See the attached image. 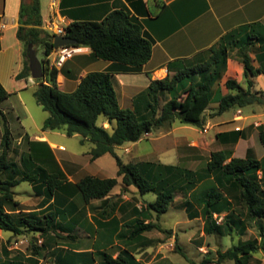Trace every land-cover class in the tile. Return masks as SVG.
Segmentation results:
<instances>
[{"label": "trees", "instance_id": "trees-1", "mask_svg": "<svg viewBox=\"0 0 264 264\" xmlns=\"http://www.w3.org/2000/svg\"><path fill=\"white\" fill-rule=\"evenodd\" d=\"M32 15L33 19L30 20ZM21 20L18 37L23 42L26 58L17 78L31 75L27 55L29 44L44 45L46 78L37 79L39 81L34 91L37 102L49 112L43 129H63L68 135H82L83 143L85 140L94 143L91 149L92 160L109 153L116 158L118 170L117 177L86 174L78 181H72L59 172H49L35 160L31 150L21 152L24 166V170H21L9 155L12 131L7 117L0 109L4 123L0 154V229L16 234L38 231L42 236L49 237L52 231L62 226V217L69 216L79 223L83 205L76 202L75 197L78 196L84 205L94 199L106 200L121 177L123 186H135L143 194L151 191L156 197L148 202L146 210L135 208L136 215L123 223L117 236L124 242V246L118 250L116 257L107 249H97L102 255V260L97 264H144L136 258L131 247L136 242L148 244L145 232L154 228L161 229L160 224L151 219L150 212L160 217L170 208L175 198L176 185L173 179L178 166L151 160L126 163L116 153V147L137 142L147 132L172 127L176 121L203 129L206 125L204 112L212 101L215 86L226 71L230 51L234 49H237L236 54L244 64L247 86L243 87L235 79H228L225 84L231 91L223 95L217 90L220 102L218 113L251 104L264 105V91L254 89L255 83L251 79V76L264 72V60L259 58L261 65L256 67L249 53L254 38L264 48V34L255 37L252 31L256 29V24L251 23L227 32L211 47L193 57L172 60L168 64V74L160 79H152L146 90L134 100V108H124L120 104L111 71L86 73L71 92L59 87L57 78L63 67L58 69L48 59L55 49L56 34L48 33L42 27L40 0L24 2ZM64 29L66 36L76 40L70 47H90L96 58L116 62L128 70H140L152 56V40L145 35L139 17L126 7L116 8L100 20H73ZM164 94H168L167 99ZM11 95L12 92L0 83V104ZM100 117L110 124L111 129L99 123ZM258 130L259 140L264 146V123L258 125ZM221 135L223 133L217 134L218 139H221ZM237 139L231 141L235 143ZM8 169H12L17 176L3 177L2 174ZM207 178H211V186L202 190L195 199L202 208L207 233L232 234L235 230L245 232L250 222L256 221L258 224L260 243L252 239L220 252L221 259H232L235 264H249V256L253 252L260 248L264 251V156L258 158L248 153L241 157L235 156L233 149L214 150L207 161L205 172L189 179V188ZM23 181L30 182L36 193L43 195L38 209L28 212L19 210L21 203L15 198L12 188ZM56 193L70 198L64 209H54ZM235 201L242 205L239 212L236 211ZM187 210L190 217L197 216L191 201L187 203ZM112 213L114 208L111 211L104 209L100 213L101 217L95 220L100 240L111 238L109 243L113 246V236L119 228L118 218L104 220ZM215 214L223 215L221 223L217 222ZM54 249L58 250L57 264H82L91 258L89 254L93 252L92 249L62 253L59 246ZM178 250L186 255L181 247ZM31 260L39 264V259ZM90 260L94 262L96 259L93 256ZM209 262L211 260L205 258L200 264ZM6 264L23 262L9 261Z\"/></svg>", "mask_w": 264, "mask_h": 264}, {"label": "rangeland", "instance_id": "rangeland-1", "mask_svg": "<svg viewBox=\"0 0 264 264\" xmlns=\"http://www.w3.org/2000/svg\"><path fill=\"white\" fill-rule=\"evenodd\" d=\"M28 1L26 0L27 3ZM29 19L32 20L33 15ZM255 24L260 25L259 23ZM43 29L51 33L46 28ZM56 29H58L57 26ZM256 29L252 31V34L259 35ZM34 48L43 61L45 58L44 45L37 43L34 45ZM48 59L51 65H55L49 56ZM36 81L39 80L35 79L31 81L28 87L22 89L19 94L20 96H17L15 93L11 98L5 99L2 104L7 112L8 122L12 131L9 155L18 163L20 169L24 170L20 158L21 152L31 150L35 160L49 172H59L60 175L64 174L69 180H71L70 175L76 180L86 174H100L102 177H117L118 166L116 158L108 153L97 160H92L91 149L94 143L91 140L83 143L80 134L68 135L64 130L49 129L47 133L51 137V140L58 144L57 146L52 147L47 141L30 143L29 136H40L43 134V124L49 115V112L44 110L34 95L37 87ZM261 82L264 87L263 80ZM7 86L11 90L17 88V85L13 81L8 83ZM18 97L21 98L20 100L22 102H20ZM213 97L214 94L212 95V101ZM23 108L27 111V116L24 115ZM253 108V104L244 107L246 114L251 115L250 120L255 118L264 120V115H255ZM233 112V109L226 111L224 116L230 117ZM225 117L221 118V121L227 120ZM236 119H240V117ZM239 121L243 123L242 118ZM257 121L261 122V120ZM99 123L111 129L110 124L104 121L102 117H100ZM207 123L203 129H200L205 132L203 133V143L200 146H189L186 140L177 146L173 143L175 138L183 140L182 137L180 139V137H177V134L162 136L160 130L156 129L153 135L151 132L149 135L145 134L142 140L133 144L132 148L125 149L126 146L116 147V153L126 163L141 160L146 161L147 159L178 166V170L175 173L176 176L173 179L176 185L175 198L170 208L160 217H157L155 212H150L151 219L160 224L161 229L154 228L145 232L148 244L144 245L141 242H136L131 247L136 258L144 264H200L205 258L211 260L208 264H235V261L232 259H221L220 252H225L233 245L248 240L255 239L258 243L261 241L260 230L256 221L250 222L245 232L235 230L232 234H221L218 232L209 234L204 229L205 221L202 215V208L195 199L202 190L211 186L212 180L211 178H207L203 182H197L189 188V179L196 178L200 173L205 172L206 164L212 151L223 148L235 150V145H237L241 137L245 136L244 132L247 131V128L251 133L255 132V142L253 148H247L246 155L252 153L258 157L264 152V147L261 145L258 136L259 130H256L258 126L255 122L249 124L243 130H239L240 128L234 129L231 133L223 132L222 129L224 127L221 126V128H217L216 130L222 131L220 132L223 133L221 139L216 138L215 129L208 126ZM175 127L177 129L181 127L179 129L186 131L189 128L179 121L175 122ZM206 128L210 131L206 132ZM3 131L4 123L2 117H0V154L2 152L1 138ZM236 137H238L237 142H232L231 139H235ZM242 143L243 145L240 148L248 147L246 142ZM59 144L63 145L64 149H60L58 147ZM2 176L13 178L17 174L12 169H8ZM118 179L119 184L114 187L109 198L106 200L94 199L89 204L84 205L77 198L78 196L75 197L74 199H77L76 202L78 201L80 205H83L79 223L77 224L75 219L73 220L69 216L66 218L62 217V219L60 218L62 226L57 228L55 232L52 231L49 237L42 236L38 231H27L24 234H16L12 231L0 229V264H6L9 261H21L23 264H34L31 260L33 258L39 259V264H57L56 256L58 255V250H53V247L57 246L60 247L62 253L72 250L92 251L93 249L89 257L91 256L92 258L94 256L96 260L102 256L97 251L98 248L107 249L113 255H116L118 250L123 246V243L117 237L113 238V246L112 244H105V239L100 240L99 233L96 231L97 223L95 218L101 217L100 212L104 208L108 211L114 208V213L116 211V216L114 217L118 218V223H116L119 224V221L124 222L136 215L135 208L138 210H146L148 202L153 201L156 197L151 191L143 194L135 186L125 187L123 186L121 177ZM12 189L15 193V198L21 203L18 207L19 210L28 212L40 207L43 195L37 194L30 182L23 181L13 186ZM54 200L55 210H61L66 207V204L59 197ZM67 200H70V198L67 197ZM188 201L192 202L193 211H196L197 216L193 218L190 217L189 211L187 210ZM234 203L237 208L236 211L239 212L242 210L241 203L236 201ZM114 213L112 214L114 215ZM113 215L105 218L112 220L114 219ZM178 247H181L186 255L180 252ZM91 258H84L86 260L82 264L98 263L96 260L94 262L91 261ZM249 264H264V251L261 248L249 256Z\"/></svg>", "mask_w": 264, "mask_h": 264}, {"label": "crops", "instance_id": "crops-1", "mask_svg": "<svg viewBox=\"0 0 264 264\" xmlns=\"http://www.w3.org/2000/svg\"><path fill=\"white\" fill-rule=\"evenodd\" d=\"M24 2L26 0H0V83L12 92V95L16 93L17 96H20V91L28 87L31 81L35 80L32 75L24 78L16 77L22 71L25 60L23 42L18 37V28L22 21V6ZM40 5L42 27L51 33H56V26L65 28L73 20H100L112 10L121 7L128 8L134 15L139 17L145 35L153 43L152 56L140 70H128L116 62L96 58L92 54L90 47H85L87 49L84 52L74 53L62 64L57 63L58 53L56 49L49 55V58L53 60V64L58 69L63 67V70L58 74L57 82L59 87L65 91L71 92L75 90L81 77L90 71H111L120 104L124 108H134V100L146 90L151 80L163 78L168 74V64L172 60L193 57L211 47L227 32L251 23H259L260 25H256V30L260 35L264 34V0H40ZM262 49L264 48H261V43L254 38V43L251 45L249 53L252 63L256 67H260L261 65L259 58L264 60V50ZM236 51L237 49L230 51L226 71L215 86L213 101L209 103L204 112L206 123L208 122V126L215 129L217 139V134L222 131L216 130L217 128H221V126L224 127L222 129L223 132L231 133L232 130L237 128L243 130V128L257 120H261L260 123H264V120L261 118L250 120L251 115L246 114L244 107L233 109L234 112L230 117H225V112L222 114L218 113L220 102L217 90L219 89L223 95L228 94L231 91L225 84L228 79H235L243 87L247 86L244 77V64L237 56ZM251 79L255 83L254 89H262L264 91L261 82V80L264 82V72L251 76ZM11 81L17 85L15 90H11L7 86ZM37 84L38 82L36 81ZM163 96L165 99L168 98V94H164ZM18 98L19 100L21 99L20 97ZM2 104L3 102L0 104V109L7 117V112ZM253 105L255 115H264L263 104ZM239 109L241 110V114L237 112ZM262 110L263 112H261ZM27 114V111L24 110V115L27 116ZM224 117L227 120L221 121V118ZM237 117L242 118L243 123H240V119H236ZM184 125L189 127L187 131L179 129L181 127L177 129L175 123L172 127H163L159 128V130L162 136L177 134V137H180V139L182 137L183 140L175 138L173 143L177 146L180 143H184V140L188 142L189 146H200L203 143V133L205 132L193 125ZM206 129V132L210 131L208 128ZM48 130L43 129V134L40 136L28 135L29 139L33 143L47 141L52 147L57 146L58 144L52 141L47 133ZM175 130L178 131L175 132ZM153 132H151L152 135ZM244 134L245 136L241 137L237 145H235V156H246L247 148H253L254 146L255 132L251 133L247 128ZM137 142H128L121 146H126L125 149H129ZM242 142H246L248 147L245 145L246 148H240L243 145ZM58 147L64 149V146L61 144ZM263 156L264 152L258 158H262ZM97 176H100V174ZM70 177L73 181L79 180L72 178L73 176L71 175ZM57 197L67 204L68 200L65 195L56 193L55 198ZM115 214L116 211L113 217L116 216ZM104 220L108 221L110 219L104 218ZM124 222L119 221L118 231L113 237L118 238L117 235ZM105 241V244H110L108 239H105ZM122 243L124 246V242ZM114 256L116 257L117 254ZM101 260L102 257L97 259L96 262Z\"/></svg>", "mask_w": 264, "mask_h": 264}, {"label": "water", "instance_id": "water-1", "mask_svg": "<svg viewBox=\"0 0 264 264\" xmlns=\"http://www.w3.org/2000/svg\"><path fill=\"white\" fill-rule=\"evenodd\" d=\"M76 43V40L66 36L65 34H56L54 37V47L58 49L60 47H66ZM27 55L29 58V65L31 69V75L34 79H43L46 76L45 67L42 59L37 54L33 44H29L27 49Z\"/></svg>", "mask_w": 264, "mask_h": 264}, {"label": "built area", "instance_id": "built-area-1", "mask_svg": "<svg viewBox=\"0 0 264 264\" xmlns=\"http://www.w3.org/2000/svg\"><path fill=\"white\" fill-rule=\"evenodd\" d=\"M56 31H58V32H56V34H64L65 29L58 27V29H56ZM86 49L87 48H85V47H70V46L60 47V48L56 49V51L58 53V55H57V63L58 64H62L67 58L71 57L74 53L84 52V51H86ZM237 112L239 114H241V110L240 109ZM255 124L258 126L261 123L258 122V121H255ZM149 133L150 132H147L146 134L149 135ZM215 217L217 218V222L218 223L222 222L223 215L215 214Z\"/></svg>", "mask_w": 264, "mask_h": 264}, {"label": "bare ground", "instance_id": "bare-ground-1", "mask_svg": "<svg viewBox=\"0 0 264 264\" xmlns=\"http://www.w3.org/2000/svg\"><path fill=\"white\" fill-rule=\"evenodd\" d=\"M69 53V52H68Z\"/></svg>", "mask_w": 264, "mask_h": 264}]
</instances>
